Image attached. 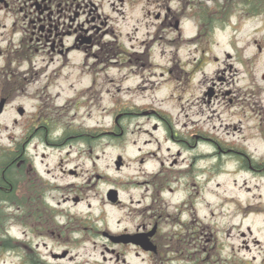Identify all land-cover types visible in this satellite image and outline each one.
Instances as JSON below:
<instances>
[{"label":"flooded vegetation","instance_id":"1","mask_svg":"<svg viewBox=\"0 0 264 264\" xmlns=\"http://www.w3.org/2000/svg\"><path fill=\"white\" fill-rule=\"evenodd\" d=\"M243 17L259 18L264 25V0H0V131L6 132L9 141H1L0 148L18 155L0 166V196L14 189L7 177L19 179L18 199H0L4 217L0 221V264H101L78 262L83 259L81 248L92 236L105 240L103 246L112 264H264V257L255 255L241 263L230 254L222 256L229 247L235 251L234 242L221 244L213 234L205 239L203 221L191 213L195 194L171 200L186 190L182 181L195 174L194 164L222 153L248 166L251 172L264 175V157H250L244 145L221 141L211 134L217 129L213 124L205 126V122L221 118L217 105L239 106L243 109L238 115L246 119L249 106L261 107L264 112V99L257 97L260 93L251 91L248 101L249 93L238 97L237 88H232L237 75L253 76L256 55L229 53V61L208 57L215 35L222 30L217 27L219 22L226 23L223 30H235ZM188 27L190 36L186 34ZM255 43L262 53L264 42ZM156 45L170 49L168 60L154 59ZM186 45L193 49L187 52ZM131 77L152 86L177 81L180 86L175 90L189 91L191 84L194 91L201 92L186 100L180 118L147 105L116 114L115 130L119 134L125 131L120 119L152 116V131L162 129L166 138L162 142L157 137L150 140L156 149L140 159L142 163L154 159L159 166L145 181L149 203L138 200L135 216L128 215L132 225L120 231L89 227L85 215L75 210L93 187L92 168L85 159L92 163L94 148L102 145L110 131L101 124L73 121L82 108H88L89 116L93 109L107 112L100 104L109 95L107 83ZM261 79L264 81V71ZM62 84L69 85L74 94L59 103L66 91ZM16 100L32 102V107L15 106V116L7 124L8 108ZM191 108L192 117L188 112ZM16 128H20V138L14 137ZM238 128L233 125L234 130ZM256 129L264 141V125L258 124ZM167 142L176 150L171 152L167 147L169 154L160 157L162 143ZM203 146L217 151H196ZM43 149L58 152L52 166L44 167L47 154L40 153ZM190 152L191 161L186 157ZM253 159L263 163L254 164ZM86 169L90 172L87 178ZM95 176L97 180L105 177L101 173ZM80 177L83 182H77ZM104 202L113 207L134 204L132 200L129 206L122 199L109 203L104 198ZM247 231L249 236L241 232L238 250L251 253L262 242L252 235L250 227ZM111 236L120 241H112ZM147 241L151 243L149 249L141 245ZM132 257L138 262L131 263ZM103 261L108 258L104 256Z\"/></svg>","mask_w":264,"mask_h":264},{"label":"rangeland","instance_id":"2","mask_svg":"<svg viewBox=\"0 0 264 264\" xmlns=\"http://www.w3.org/2000/svg\"><path fill=\"white\" fill-rule=\"evenodd\" d=\"M186 34L189 36L192 34L190 27H188ZM255 40H258L259 43L264 42L263 22L259 18L243 17L235 30L227 28L218 31L214 37L212 52L208 56L210 60H213V56H217L221 61H229L227 53L233 56L236 53V56L239 55L240 57L256 55L253 76L244 78L242 74L237 75L236 84L232 86V88H237L238 97L243 98L245 93H249L246 96L248 101H250L251 91L260 93V96L257 97L264 99V81L261 79V74L264 71V51L262 53L258 52ZM186 48L187 52L193 49L192 45H186ZM160 53L164 54L161 59L159 58ZM154 54L156 61L164 62L169 59L170 49L156 45ZM212 63L214 64V62ZM214 65L218 66V64ZM81 86L76 84V87ZM176 86H180L177 81L152 86L150 82L143 83L132 77L121 82L117 80L114 83H107L106 87L109 89V95H105L100 103L103 109L107 107V112L101 111L100 108L93 109L91 116H89L88 108L77 110L74 124H78V122L89 126L101 124V126L108 128L109 131L111 130L115 134L103 138L102 145L94 148L92 163L85 159L86 163L90 165L89 169L92 168L93 187L85 195L84 202L75 206V210L81 212V215H85L89 227H107L111 231H120L124 227L132 225L128 215L135 216L134 211L137 209L138 200L149 203V191L145 181L148 180V173L158 168L159 162L151 159L141 163L140 159L151 149H156V144L154 142L150 143V140L154 141L157 137L162 142L166 138V134L162 129L152 131V126L155 123L152 116H132L120 120L125 131L121 135H117L119 132L115 131V118L120 110H136L137 107L143 105L152 108H163L172 113L174 117L179 116L180 118L182 105L185 104L187 99H192L195 92L200 94L201 90L194 91L190 84V90L182 92L180 89L175 90ZM62 87L67 92H63L62 98L58 101L59 103H64L68 96L74 94V90H68L69 85L62 84ZM258 88L263 90L260 92ZM19 104L27 105L28 108L32 107V102L13 101L8 108L5 123L9 124V120L15 116L13 108ZM203 108L205 112H208L207 105ZM216 108H218V113H221V118L216 117L212 122H205V126L211 127L213 124L217 128L212 130L211 134L216 138H220L221 141L225 140L244 145L246 151L254 157L263 158L264 141L260 138L256 129L258 124L264 125V112L262 113L260 110L261 107L249 106L246 110L249 116L248 119L241 114L238 115L243 109L240 110L239 106L228 104L222 107L217 105ZM193 110L191 108L188 111L190 117H192ZM232 114H235V116H232ZM235 124L238 125V130L233 129ZM16 132L14 137L18 136L20 138V128H16ZM1 141L9 144L7 134L4 131H0ZM167 147H171V152L176 150V146L169 142L162 143V150L159 151L160 157L169 154ZM196 151H203L207 154L216 152L217 149L203 146ZM41 152L47 154L43 164L44 167L52 166L59 156L58 152L48 149L40 150ZM193 153L194 151H192ZM190 154L191 152L186 154L189 161H191ZM73 155L77 157V154ZM96 156H99V158L96 159ZM118 156H122L124 160V165L120 169L116 167ZM182 167L186 168L185 163ZM189 168L190 166H188ZM241 168V162L228 158V155L224 153L217 158H205L194 164L192 175L195 174L182 181L186 190L171 197V200L176 202L195 194L194 209L191 208V205H188V208L193 209L191 213L196 215L201 222L203 221L204 225H201V227H205V239L210 238L213 234L219 238L218 241L221 244L234 242L235 251L232 252L229 247L228 250L222 251L221 255L228 256L230 254L235 256L239 263L251 258L253 255L258 258L264 257V177ZM196 169L199 170L198 173ZM96 173H101L105 177L97 180ZM88 176H90V172L86 169L85 178ZM83 180L84 178L80 177L77 182H83ZM111 188L118 189L120 198L129 206L133 200V207H113L104 202L106 193ZM167 195L169 196V194ZM89 203L91 204L90 207L88 206ZM248 227L251 228L252 235L262 242L261 247L257 250L254 249L251 253L244 248L238 250L241 243V232H245L249 236ZM104 243L106 242L102 237L92 236L81 248L82 255L80 257L83 259L78 262L89 261L91 263L112 264L113 262L109 260L110 253L105 251ZM104 256L108 258V261H103ZM130 262L134 263L138 260L132 257Z\"/></svg>","mask_w":264,"mask_h":264},{"label":"water","instance_id":"3","mask_svg":"<svg viewBox=\"0 0 264 264\" xmlns=\"http://www.w3.org/2000/svg\"><path fill=\"white\" fill-rule=\"evenodd\" d=\"M0 111H1V108H0ZM116 164H117V167L121 166V164H122V158L121 157L118 158V161L116 162ZM117 194H118L117 190L111 189L109 194H108V198L110 200H112L113 202H115L117 200Z\"/></svg>","mask_w":264,"mask_h":264},{"label":"trees","instance_id":"4","mask_svg":"<svg viewBox=\"0 0 264 264\" xmlns=\"http://www.w3.org/2000/svg\"><path fill=\"white\" fill-rule=\"evenodd\" d=\"M14 155H16V154H14V153L11 154L8 151H6L5 149H0V164H4L7 157L14 156ZM13 180L15 181L16 179L13 178Z\"/></svg>","mask_w":264,"mask_h":264}]
</instances>
